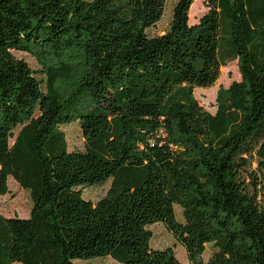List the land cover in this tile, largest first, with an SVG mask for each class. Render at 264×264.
<instances>
[{"label":"trees","instance_id":"trees-1","mask_svg":"<svg viewBox=\"0 0 264 264\" xmlns=\"http://www.w3.org/2000/svg\"><path fill=\"white\" fill-rule=\"evenodd\" d=\"M165 5L0 0V198L11 177L33 202L29 218L0 215V264H182L152 248L156 224L189 264H264V0H206L195 25L194 0H178L169 30L150 37ZM229 61L241 80L218 90L212 114L194 90ZM73 122L83 151L61 130ZM254 160L256 192L243 177ZM110 180L96 204L83 197Z\"/></svg>","mask_w":264,"mask_h":264},{"label":"rangeland","instance_id":"rangeland-1","mask_svg":"<svg viewBox=\"0 0 264 264\" xmlns=\"http://www.w3.org/2000/svg\"><path fill=\"white\" fill-rule=\"evenodd\" d=\"M178 0H166L164 15L160 22L151 27L147 33L150 37H157L166 33L173 18V11ZM190 24H198L200 19L208 12L206 7V0H194V5L190 11ZM14 55L18 59L25 60L30 67L34 70L39 80H44V76L41 73V67L36 58L26 52H14ZM241 80V74L237 61H229L226 66L222 67L221 74L213 87L210 88H196L194 94L199 104L207 111L215 114L217 111L216 97L217 92L221 87L228 88L233 82H239ZM64 132L69 151H83L85 148V138L81 131L78 122H73L69 125L61 127ZM257 165L254 160L243 171V177L245 182L251 187L253 192H256L254 186V179L252 173L256 171ZM258 181L257 192L259 193V202L264 205V176L257 172ZM111 180L103 186H94L83 188V197L96 204L101 200L110 188ZM9 192L0 198V215L6 218L19 217L26 219L30 217L33 202L30 193L24 190L13 178H9ZM176 217L179 222H184L183 210L180 206H175ZM153 232L152 248L155 250H164L171 248L174 250L176 257L182 264H189L186 250L181 244L174 238L171 232L166 228L164 224H156L150 227ZM213 253V245L209 244L206 247V253L204 254V260L207 262ZM21 264V263H14ZM75 264H119L111 257H101L91 259L87 261H76Z\"/></svg>","mask_w":264,"mask_h":264}]
</instances>
